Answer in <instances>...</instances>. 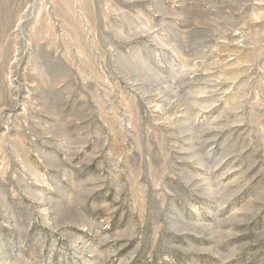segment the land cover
I'll return each mask as SVG.
<instances>
[{
  "label": "rangeland",
  "instance_id": "1",
  "mask_svg": "<svg viewBox=\"0 0 264 264\" xmlns=\"http://www.w3.org/2000/svg\"><path fill=\"white\" fill-rule=\"evenodd\" d=\"M0 264H264V0H0Z\"/></svg>",
  "mask_w": 264,
  "mask_h": 264
}]
</instances>
